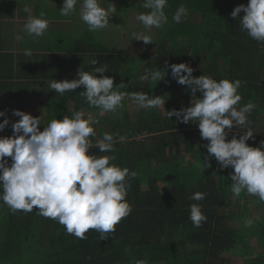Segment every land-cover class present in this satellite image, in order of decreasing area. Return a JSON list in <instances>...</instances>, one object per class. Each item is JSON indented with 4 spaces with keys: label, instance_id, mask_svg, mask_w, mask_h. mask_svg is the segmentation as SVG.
I'll use <instances>...</instances> for the list:
<instances>
[{
    "label": "trees",
    "instance_id": "obj_1",
    "mask_svg": "<svg viewBox=\"0 0 264 264\" xmlns=\"http://www.w3.org/2000/svg\"><path fill=\"white\" fill-rule=\"evenodd\" d=\"M248 2L167 0L164 12L168 22L162 26L159 37L135 55L105 46L89 30L82 37L76 34L71 36L72 40L68 37L80 45L75 48L78 52L94 55L98 64H113L115 73L111 70L97 75L113 77L114 88L127 93L121 113L116 111V117L111 118L110 112H106L101 120L106 125L104 133L115 138L114 150L101 153L92 147L89 152L114 157L110 163L129 170L126 201L131 212L107 238L100 239L99 232L89 230L86 238L80 239L67 233L56 220L39 215L35 207L28 213L13 212L0 200V207L6 211L0 264L25 256L32 244L42 255V264H134L137 260H146L147 264H264L263 215L255 225L261 250L253 255L232 252L245 239L240 228L244 218L237 216L235 207L249 199L246 191L238 197L232 194L234 169L221 168L215 157L209 156L206 148L209 141L198 140V123H183L175 115L169 118L167 114L190 106L191 90L177 83L170 67L186 63L196 77L205 74L217 81L239 79L241 100L236 107L252 103L254 108L247 115L245 126L226 129V139L233 136L238 139L244 130L250 129L254 134L246 141L248 145L259 147L264 141V46L241 28L239 17L231 16L236 6ZM143 3L139 5L140 13L149 11ZM119 5L122 11H127L130 4L127 0ZM181 6L200 21L174 22L172 17ZM243 15L242 10L240 16ZM157 69L166 71L160 81L141 80L146 71ZM121 83L127 87L116 88ZM137 91L149 97L161 96L164 106L148 109L137 106L131 114L127 98ZM196 95L202 93L198 91ZM51 104L49 119L38 125L41 131L53 119L52 115L63 119L76 111L100 112L80 92L75 97L54 99ZM89 139L95 144L102 138L95 131V136ZM5 159L11 166V157ZM133 172L135 176L131 175ZM195 192L205 193V198L189 199ZM194 203L201 206L207 218L199 227L190 219L189 206Z\"/></svg>",
    "mask_w": 264,
    "mask_h": 264
},
{
    "label": "clouds",
    "instance_id": "obj_2",
    "mask_svg": "<svg viewBox=\"0 0 264 264\" xmlns=\"http://www.w3.org/2000/svg\"><path fill=\"white\" fill-rule=\"evenodd\" d=\"M78 3L81 4L80 18L89 31L106 28L109 17L117 10L114 4L105 9L99 0H63L60 14L69 16L76 11ZM166 5L167 0H144L143 7L149 11L140 13L136 19L146 30L161 28L168 22L164 12ZM242 10L244 15L241 17ZM24 11L28 14L24 31L33 38L43 36L49 26L45 13L34 16L27 6ZM185 15L186 9L181 6L172 19L179 23ZM231 16L239 17L241 28L264 46V0H249L247 5H238ZM132 36L145 44L154 42L152 36L143 32H133ZM24 52L28 56L32 54L30 49ZM97 63V60L92 61L93 65ZM170 67L177 83L187 85L191 90L192 100L186 108L167 111L168 117L175 115L183 123H198L201 138L209 141L206 145L209 156H214L221 168L231 166L234 169L230 186L234 196L246 191L264 201V141L259 147L248 145L246 141L253 137L254 132L243 128H239L244 132L238 139L235 136L231 140L226 139V129L230 131L236 126H245L247 115L254 108L252 103L239 109L236 107L241 100L238 94L241 81H217L205 74L196 77L192 74L193 68L186 63ZM106 70V65L96 67L93 72L80 68L78 79H53L49 88L64 94L83 86L80 94L91 107L98 108L101 115L115 112L123 106L127 93L114 88L113 77L97 75ZM165 75L166 71L159 69L146 71L141 80L158 82ZM115 86L127 87L123 83ZM198 91L202 93L199 97L196 95ZM131 97L142 109L164 106L165 101L161 96L149 97L142 91L133 92ZM13 114L20 119L12 124V136L0 137V187L3 189L0 200L13 212L28 213L35 207L39 215L56 220L67 233L77 238L85 239L89 230L99 232L100 239L107 238V234L114 232L115 226L131 212L126 201L129 170L110 163L114 157L91 154L89 149L95 147L101 153L112 152L114 136L106 132L93 144L89 139L95 136L91 125L98 121L91 117L86 119L81 111L73 112L71 117L64 115L63 119H51L43 131L38 127L40 117L18 109H14ZM0 117H5L0 122L2 131L9 124V119L5 111H0ZM6 157H11V166H8ZM131 175L135 176V173ZM204 198L205 193L202 192L189 197L195 201ZM189 207L193 225L201 226L207 219L201 206L194 203ZM134 264H147V261L137 260Z\"/></svg>",
    "mask_w": 264,
    "mask_h": 264
},
{
    "label": "crops",
    "instance_id": "obj_3",
    "mask_svg": "<svg viewBox=\"0 0 264 264\" xmlns=\"http://www.w3.org/2000/svg\"><path fill=\"white\" fill-rule=\"evenodd\" d=\"M8 1L0 0V111H5L9 124L0 131V137L13 134L12 124L20 119L13 114L14 109L33 116L38 109L33 102H42L46 105L44 117L46 120L49 119V111L52 109L51 103H54V99L75 97V94L84 90L81 86L72 92L60 94L49 88V83L53 79H78L77 73L80 68L93 72L96 67L105 65L107 66L105 72L110 73L111 70L116 72L115 66L111 63L93 65L92 61L97 60L95 56L78 52L75 48L80 45L70 41L73 34L82 37L85 31H88V26L84 27V23L81 22L80 8L77 11V7L81 6L80 3L76 5L77 13L62 16L59 9L63 6V0H26L24 5L21 4L24 0ZM101 1L99 0L100 3ZM111 1L116 7L122 0ZM106 4L112 6L108 1ZM25 6L31 9L34 16H39L41 12L45 13L44 18L47 19L49 26L43 36L33 38L24 31L28 16L24 11ZM38 11L39 13L36 14ZM112 17L113 14L110 18ZM90 32L100 37L105 42V46H109L107 40L111 36H106L104 39L102 37L104 30ZM25 49H30L32 54L25 55ZM113 49L133 54L116 46ZM59 103L64 104L62 101ZM86 111L91 112L84 110L83 113ZM92 112L99 111L94 109ZM4 119L5 117H0V122Z\"/></svg>",
    "mask_w": 264,
    "mask_h": 264
},
{
    "label": "rangeland",
    "instance_id": "obj_4",
    "mask_svg": "<svg viewBox=\"0 0 264 264\" xmlns=\"http://www.w3.org/2000/svg\"><path fill=\"white\" fill-rule=\"evenodd\" d=\"M8 1V0H6ZM26 0L24 2H21L22 5H24ZM110 2V4H114L111 0H102L100 5L104 7L105 9L109 8L106 4V2ZM117 1V0H116ZM127 1V0H122ZM129 1V7L127 11H122L120 9V5L116 6V13L113 14V17H109V24L106 28L102 29L104 32H102V37L105 39L106 36H111L107 42H109L110 48H113L116 46L118 49L126 50L128 52H132L133 54H139L142 52L143 48L150 45L151 43L145 44L142 40H136L133 38L132 33L133 32H143L145 34H148L152 36L153 41L159 37V32L161 31V28H155L153 27L150 30H146L141 22H139L136 17L140 14V7L139 5L143 3L142 0H128ZM9 2V1H8ZM81 6L77 7V11ZM75 11V13H77ZM80 13V9H79ZM80 16V14H79ZM181 19L193 21V22H199L200 19L197 15H193L190 12H186L185 16H182ZM81 22H83L81 20ZM84 23V22H83ZM87 26L84 23V27ZM101 30V29H100ZM100 30H97L99 32ZM107 34V35H106ZM35 105V108H38L36 110V113L33 115L34 117H40V121L44 122V117L46 116V105L42 102H33ZM41 103L43 105H41ZM127 107L131 114H134L137 108V104L133 101L132 97H129L127 99ZM123 110V106L119 107L115 112L121 113ZM115 112H110L109 115L111 118L116 117ZM85 118H93L98 121V123L93 124L94 129L99 137H103L104 131L106 129V125L101 121L104 115H101L99 112H85L84 113ZM5 136H12V134H7ZM4 137V136H3ZM198 140L199 141H205L206 139H202L200 135V130L198 128ZM146 172V171H145ZM249 201H244L239 206L235 207L237 216H242L243 222L240 224V228H242V232L244 234V241L239 242L235 249H233V253H249V254H255L258 250H261L260 245L257 241L260 240L259 234L255 230L256 221L261 219V216H264V201H258V199L254 195H249ZM240 208V209H239ZM242 210L240 212L239 210ZM6 211L3 210L0 207V240L3 238V229H2V220L4 218ZM251 221V224L248 222ZM36 246L32 244V247L29 248V251L25 254V256L20 258H15L11 262H6L5 264H42V255L38 252V249L35 248ZM15 261V262H14Z\"/></svg>",
    "mask_w": 264,
    "mask_h": 264
}]
</instances>
